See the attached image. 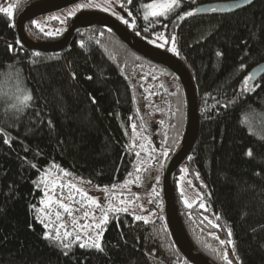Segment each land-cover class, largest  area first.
I'll return each instance as SVG.
<instances>
[{
    "label": "trees",
    "instance_id": "1",
    "mask_svg": "<svg viewBox=\"0 0 264 264\" xmlns=\"http://www.w3.org/2000/svg\"><path fill=\"white\" fill-rule=\"evenodd\" d=\"M33 1L10 0L12 15L0 12V264H190L166 225L161 178L150 196L149 219L109 213L98 229L102 251L81 248L88 240L81 235L70 248L45 238L46 232L56 235L58 222L41 212L45 173L64 169L83 185L101 189L137 182L136 176L140 182L153 165L140 140L148 131L152 149H165L162 177L184 131L185 102L171 72L103 28L77 32L59 52L25 50L14 18ZM215 1L222 0H179L167 15L147 19L144 0H121L118 9L122 24L180 60L195 85L198 138L174 180L188 238L216 264H264V75L245 85L250 69L264 61V0L234 13L179 18ZM71 19L35 21L43 32L31 21L27 33L35 41H56ZM151 69L178 84L174 94H162L169 103L167 123L154 129L141 98ZM18 89L32 97L20 111L11 107L24 94ZM179 173L198 196L191 204L178 193Z\"/></svg>",
    "mask_w": 264,
    "mask_h": 264
},
{
    "label": "water",
    "instance_id": "2",
    "mask_svg": "<svg viewBox=\"0 0 264 264\" xmlns=\"http://www.w3.org/2000/svg\"><path fill=\"white\" fill-rule=\"evenodd\" d=\"M81 0H36L19 10L14 26L19 43L25 50L37 52H59L68 47L77 32L90 27H99L111 32L130 50L171 72L178 80L185 102V126L182 137L172 154L165 160L161 177L163 212L173 243L190 264H216L200 253L188 238L177 206L174 180L177 171L191 154L199 133L198 101L192 77L172 54L141 39L115 17L99 11H80L72 17L63 36L51 42L35 41L27 33L29 22L72 6ZM257 0H222L196 7L197 14H229L252 5ZM264 75V61L249 71L251 82ZM192 244V246H190ZM192 247V248H191Z\"/></svg>",
    "mask_w": 264,
    "mask_h": 264
},
{
    "label": "rangeland",
    "instance_id": "3",
    "mask_svg": "<svg viewBox=\"0 0 264 264\" xmlns=\"http://www.w3.org/2000/svg\"><path fill=\"white\" fill-rule=\"evenodd\" d=\"M152 2L153 0H144L143 6ZM120 3L121 0H81L72 6L39 17L33 21L37 22L44 18L59 17V22L61 23L66 17H73L80 11L104 12L122 21V16L118 9ZM79 5L85 6L79 7ZM0 8L11 9V13L13 12L10 0H6L5 3H2ZM105 9H107V11ZM69 13L73 14L69 15ZM149 76L150 81L144 86L141 98L144 110L147 111L149 121L154 129L156 124L167 123L169 103L165 104L163 102L162 94H174L178 84L177 81L171 78L163 77L160 72L155 69L150 70ZM152 135L151 132L147 131L140 137L143 148L150 152L153 157V165L148 169V172L140 182H134V179H130L117 187L108 188L105 191V189L83 185L77 178L70 176L69 172L64 169H61V171L52 170L45 173L41 181L43 186V199L41 202L42 214L49 220L53 219L56 221V213L59 212L60 218L57 220L58 222H56L59 230L62 232L65 230L71 233L76 232L87 239L89 236L95 239V234L99 232V230L96 229L94 225L95 223H99L102 218V209L107 210L109 204L114 207H126L128 209L127 212L132 213L134 216L149 219L150 213L148 212V203L153 190L157 189L159 186L162 163L165 157L164 148L154 146L155 149H152L150 144V140H154ZM65 173H67V175ZM71 185H75V188L71 187ZM176 187L183 203L191 204L198 198L196 191L187 182L184 173L178 174ZM77 189H82L87 195L82 196ZM49 197H52L53 200L62 199L63 202L68 204L73 210L72 215H68L58 204H47L46 202ZM89 197L95 198L100 204V207L91 204L88 199ZM121 201H124V203L121 204ZM85 212L89 213L87 217L84 215ZM65 215L67 216L66 218L64 217ZM73 220L76 221L75 224ZM61 224L68 226V228H60L59 226Z\"/></svg>",
    "mask_w": 264,
    "mask_h": 264
},
{
    "label": "snow or ice",
    "instance_id": "4",
    "mask_svg": "<svg viewBox=\"0 0 264 264\" xmlns=\"http://www.w3.org/2000/svg\"><path fill=\"white\" fill-rule=\"evenodd\" d=\"M129 2H130V0H129ZM249 2H250V0H249ZM84 6L85 5H79V7H84ZM143 7L146 9L145 19H147L148 16H164V15H167L170 11H173L175 7H179V0H153L152 3L144 5ZM105 10L107 11V9H105ZM196 11H198V9H192V10H190L188 12L183 13L182 16L179 17V18L183 19L186 16L192 15ZM0 12H6V14L9 15V16L12 15L11 9L0 8ZM72 14L73 13H69V15H72ZM54 19L59 20V17H54ZM62 22L63 21H61V23ZM33 23L36 24L35 21H33ZM125 23H127V21H125ZM36 26L40 28L41 32L44 31V28L40 27L39 24H36ZM47 34L48 35H53L54 33L53 32H49ZM174 39H175V37H173V40ZM175 50H176L175 48L172 49V51H175ZM35 55H39V53H36ZM250 79H251V76L245 78V85H247V83H248V81ZM18 90L23 92L24 94H22L20 96H17V100L19 102L18 105L14 104L11 107L13 109L17 110V111H20L24 107H27L30 104V101H31L32 97H31L30 92H24V90H22V89H18ZM133 128H135V125H133ZM247 154L249 156H251L252 155L251 150H249ZM137 155H139V154L137 153ZM138 171H139V169H138ZM65 174L67 175V173H65ZM129 175H131V173H129ZM135 180L139 181L140 177L136 176ZM89 183H90V181H89ZM71 187L75 188V185H71ZM113 187H115V185H113ZM77 191H79L82 196H86L87 195V193L84 192L82 189H77ZM105 191H106V189H105ZM88 199H89V202L91 204L96 205L97 207H100V204L98 203V201L95 198L89 197ZM46 203L49 204V205H51L52 203L58 204L61 208H63V210L66 213H68V215H70V216L72 215V211L73 210L69 207L68 204H65L62 199L53 200L52 197H49V199H48V201ZM123 203H124V201H121V204H123ZM204 206H205L204 204H202V203L200 204V207H204ZM121 211L127 212L128 209L126 207L125 208L114 207L111 204H109L107 210H103L102 209V218L100 219L99 223H95V225H94L95 228L96 229H100L102 227V225H104L107 222L109 212H121ZM84 215L87 217L89 215V213L85 212ZM56 218L57 219L60 218V213L59 212L56 213ZM135 218L137 220H145L146 221L145 217L137 216ZM73 223L75 224L76 221L73 220ZM45 227H47V225H45ZM59 227L66 229V225H64V224H61ZM101 235H102V233L97 232L95 234V239H93L91 236H89L88 240L83 242V243H80L79 246L81 248L94 247L97 250L102 251L103 248H102V244L100 243ZM228 235H229V237L231 236V230L230 229L228 230ZM70 236H72V233L67 231V230H65L63 232V234L61 235V233L59 231V228L56 229V235L54 237L51 236L48 232L45 233V238H50V239L55 240L56 242L60 243L63 248H70L73 243L79 242L81 240V236L79 234H77L75 236V240L74 241H71L69 243H64V239H66V238H68ZM220 243L224 244L225 241L222 240V241H220ZM227 243L232 244V241L229 240V241H227ZM234 250L235 249H234V245H233V251ZM225 258L227 259V257H225ZM228 264H231V261H229Z\"/></svg>",
    "mask_w": 264,
    "mask_h": 264
},
{
    "label": "bare ground",
    "instance_id": "5",
    "mask_svg": "<svg viewBox=\"0 0 264 264\" xmlns=\"http://www.w3.org/2000/svg\"><path fill=\"white\" fill-rule=\"evenodd\" d=\"M190 246H192V244H190ZM192 248V247H191Z\"/></svg>",
    "mask_w": 264,
    "mask_h": 264
}]
</instances>
